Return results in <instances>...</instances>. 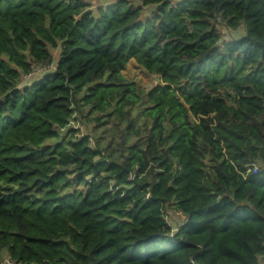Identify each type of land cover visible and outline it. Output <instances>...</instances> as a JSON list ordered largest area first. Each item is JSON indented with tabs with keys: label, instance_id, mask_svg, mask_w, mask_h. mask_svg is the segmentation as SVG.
<instances>
[{
	"label": "trees",
	"instance_id": "obj_1",
	"mask_svg": "<svg viewBox=\"0 0 264 264\" xmlns=\"http://www.w3.org/2000/svg\"><path fill=\"white\" fill-rule=\"evenodd\" d=\"M91 8L0 0V264H262L264 0Z\"/></svg>",
	"mask_w": 264,
	"mask_h": 264
},
{
	"label": "rangeland",
	"instance_id": "obj_2",
	"mask_svg": "<svg viewBox=\"0 0 264 264\" xmlns=\"http://www.w3.org/2000/svg\"><path fill=\"white\" fill-rule=\"evenodd\" d=\"M86 3L91 5V9L92 10H96L98 7H102L105 8L109 5L112 4L113 1L115 0H84ZM177 5V4H176ZM152 13V10H147L146 14L147 16L149 14ZM225 30L222 28V32H224ZM55 57H56V61L58 58L59 53L58 52H54ZM34 63L31 64V66ZM122 74L124 75L125 78H127L128 80H132L134 82H137L139 85H141L142 87H144L145 89H150L158 84H161V79L155 75H149L146 71H144L134 60H131L128 64H127V68L122 71ZM38 76H41L42 74H37ZM88 122V121H87ZM85 122V120L81 119V118H77L73 121V123L70 125V127L68 129H76L78 131V136L79 137H85L89 134H91V131L93 130V128L96 126L95 123L93 122ZM68 129H66L65 131H67ZM64 134L62 133V136ZM100 133H97L94 135H92L94 137H99ZM91 141V139H90ZM93 141V139H92ZM48 143H55V140H51ZM182 217V216H181ZM168 218V222L170 223V226H175V223L178 221H181V224L184 225L185 221L187 219H185L186 217H182V220H179L180 218L175 216L174 214L171 215V217H167ZM11 264L7 259L3 261L2 264Z\"/></svg>",
	"mask_w": 264,
	"mask_h": 264
},
{
	"label": "built area",
	"instance_id": "obj_3",
	"mask_svg": "<svg viewBox=\"0 0 264 264\" xmlns=\"http://www.w3.org/2000/svg\"><path fill=\"white\" fill-rule=\"evenodd\" d=\"M178 1H180V0H172L173 7L176 6ZM82 2H85V1L82 0ZM226 34H225L224 38L222 39V42H221L222 44H225V43H227L229 41ZM56 65H57V63H55V62L53 64H51V65H41V66H39L37 64H33L30 67V72L27 73L26 75H24V80H25L24 82H26L27 80H30L32 77H34V75L37 76V74H44L47 70H51V68L54 69V67ZM257 171H258V168L254 167V172H257ZM10 263L12 264V262H10ZM262 264H264V261H263Z\"/></svg>",
	"mask_w": 264,
	"mask_h": 264
}]
</instances>
